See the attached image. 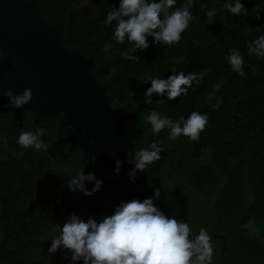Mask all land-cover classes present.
<instances>
[{
  "label": "trees",
  "instance_id": "obj_1",
  "mask_svg": "<svg viewBox=\"0 0 264 264\" xmlns=\"http://www.w3.org/2000/svg\"><path fill=\"white\" fill-rule=\"evenodd\" d=\"M223 2L193 0L192 19L178 42L156 44L149 35L148 46L141 49L132 48L126 38L123 43L113 39L115 19L103 22L119 0H91L82 9L74 7L81 0H38L43 19L62 26L65 45L94 57L93 71L106 86L110 104L126 113L137 110L133 95L144 92L140 84L151 78H167L173 69L198 75L187 94L167 100L153 92L151 108L141 111L142 134L135 149L155 144L171 153L164 174L167 183L152 180L147 187L174 207L172 217L188 225L187 239L201 228L218 229L221 220L231 225L235 237L227 244L226 258H221V242L212 250L210 264H264V57L247 50L249 42L264 35V0H242L247 12L240 15L222 9ZM183 3L176 0L169 12ZM211 9L215 14L208 23L205 13ZM105 44L111 46L108 51H103ZM231 49L243 58V76L226 59ZM126 50L136 58L123 56ZM217 98L220 103L213 109ZM150 111L173 121L187 119L192 111L206 113L207 123L198 139L185 135L172 139L167 127L153 134L145 119ZM16 123L13 112L0 103V264H83L82 259L72 260V250L62 245L48 252L61 224L71 213L78 217L82 213H76L78 202L71 201L77 191L69 187L74 164L49 124L40 128L27 116L20 131ZM37 128L41 129L37 139L45 148H24L16 142L18 134L36 135ZM205 151L209 161L199 164ZM250 222L256 237L245 233L243 225ZM225 230L227 226L221 232Z\"/></svg>",
  "mask_w": 264,
  "mask_h": 264
},
{
  "label": "clouds",
  "instance_id": "obj_2",
  "mask_svg": "<svg viewBox=\"0 0 264 264\" xmlns=\"http://www.w3.org/2000/svg\"><path fill=\"white\" fill-rule=\"evenodd\" d=\"M175 4L176 0H119L118 5L106 14L103 22L109 24L115 19L113 39L117 43H123L126 38L127 41L133 42L132 48H146V36L149 35L153 37V43L173 44L180 40L181 32L188 27L192 19L189 8L193 0H184L180 7L169 12ZM221 7L230 15L247 12L242 0H224ZM205 14L210 23L215 9L208 10ZM110 47L105 44L103 51H108ZM247 50L249 54L255 53L257 57H264V35L249 42ZM122 55L128 59L136 58L129 56V50ZM226 59L233 71L240 76L244 75L241 67L243 58L236 49H231ZM193 80H199L196 73L184 74L175 69L167 78L153 77L144 92L145 100L151 103L153 92L161 94L167 100L187 94ZM4 94L9 97L13 107H20L31 99L30 89H25L22 95L16 96H13L10 89H5ZM219 103L217 98V103L212 105L213 109H216ZM145 119L151 124L153 134L167 127L172 139L185 135L195 140L207 123V114L192 111L187 119L180 117L178 121H173L170 117H162L157 112L150 111ZM40 134L39 128L36 129V135L31 131H24L19 134L16 142L24 148L32 146L40 150L46 147L37 139ZM160 151L155 144L140 148L136 153L135 167L145 169L151 162L159 159ZM118 166L119 161L117 171ZM132 175L134 173H130V177ZM91 179V173L84 175L77 172V176L69 182V187L80 188L85 194H91L83 187V182ZM100 183V180H96L93 191ZM188 235V225L182 221L178 222L175 217L165 216L152 203L150 197L133 198L119 202L110 215L103 216L99 221L91 216L85 220L70 214L69 219L61 224L58 234L51 237L48 252L51 253L58 245H62L72 250V260L82 259L83 264H210L212 248L205 229H200L194 242L187 239ZM193 253H196L195 259L190 260Z\"/></svg>",
  "mask_w": 264,
  "mask_h": 264
},
{
  "label": "water",
  "instance_id": "obj_3",
  "mask_svg": "<svg viewBox=\"0 0 264 264\" xmlns=\"http://www.w3.org/2000/svg\"><path fill=\"white\" fill-rule=\"evenodd\" d=\"M61 28L43 19L36 0H0V103L13 112L19 126L27 111L43 117L63 113L74 133L81 136L79 147L100 158L96 180L101 183L90 205L93 214L121 201L150 197L165 216H172L173 207L124 182L128 173L138 170L128 157L142 134L138 126L141 111L151 108L144 93L133 113L113 107L106 86L93 71L94 57L66 46ZM150 83L140 87L147 89ZM5 89L13 96L30 89L31 99L13 107ZM215 237L225 239L223 234L214 233L209 241ZM188 240L194 242L195 235Z\"/></svg>",
  "mask_w": 264,
  "mask_h": 264
},
{
  "label": "flooded vegetation",
  "instance_id": "obj_4",
  "mask_svg": "<svg viewBox=\"0 0 264 264\" xmlns=\"http://www.w3.org/2000/svg\"><path fill=\"white\" fill-rule=\"evenodd\" d=\"M36 1L38 2V0H36ZM90 2H91V0H81V3L76 4L74 7L76 9H82L84 6H90ZM41 8H42V6H41ZM42 12H43V9H42ZM144 83H146V82H144ZM142 84H140V86ZM141 89H144V92L146 90V88H141ZM144 92H141V93L138 92V93L134 94L133 96L135 99H138L141 97V95ZM133 112H131V113H133ZM26 114L28 117L33 119V121L35 123H36V120L37 121L39 120L38 125L40 128L41 127L47 128L49 126V127H52L54 131H56V133L58 134L56 139L61 144L60 149H63V152H66L67 154H69L70 160L74 164L73 167L71 166L69 169L73 178L77 176V172H81L84 175H87L89 173L92 174L93 179L85 180L83 182L84 189H87L91 194H85V191H83L80 188H77V191L75 192L73 198L71 199V201H77L78 202L76 213L80 214L82 212L80 214V218L87 220L89 218V216H91V217L95 218L97 221H99L100 219L103 218V216L110 215L114 210L113 205H109L106 208H103L101 211H98L94 214L91 211L90 205L94 202V200L97 197V191H96V189L93 191V189H94V186L96 183V177H97L96 165L100 161V158L95 156V155H92L91 153L85 152L84 150H82V148L79 147V143L81 141V136L80 135L78 136L77 134L74 133V129H72L70 124L67 123V119L64 117L63 113L60 112L58 115L53 116V117H43V116H39L33 112L27 111L24 114L23 122L26 120V117H27ZM16 126L18 127L19 125L16 123ZM19 128H20V131H22L25 129V125L22 124V126H19ZM18 136H19V134H18ZM139 138H140V136H139ZM139 138L135 140L136 145L130 151V154L128 157L129 162L135 163L136 153L139 151L138 149L136 150L135 148L139 144ZM83 139L86 140L85 138H83ZM19 153H20V151L16 152L17 155ZM168 153L169 152L167 150H161L159 159L151 162L148 165V167H146L143 170L137 168L138 169L137 171L130 172V173H134V175H132L131 177H130V173H128L124 177L125 185L127 187H130L131 189L141 193V194H148V195L154 196L158 199V196L156 194V190H150V189H148L147 186H148L149 182L152 180H158L163 185H165L167 183L166 182L167 180H166L164 174L166 172V168L169 164V160H170V156H171V153H170V155ZM216 197H217V195H216ZM159 201L161 203H163L161 200H159ZM164 205H166V204H164ZM168 206H170V205H168ZM171 207H173V206H171ZM225 223H226V221L221 220L218 224L219 225L218 229H216L214 231H207L205 229L208 236H211L214 233L223 234L225 236V239L222 237H215L209 241L210 246H211L212 250H214V251H216L217 247L219 246L218 244L223 242V246L221 249V258L223 260L226 258L224 253L226 254V250L227 249L229 250V246L227 248V244L229 243V241L232 243L233 239L235 237L234 236V232H235L234 229L231 227V225H228V223L225 225ZM225 226H227L229 231L225 230V232H221V230ZM243 226L245 228L251 230V225H249V223L244 224ZM247 229H246L245 233L247 234L248 237L252 238V236H254V235L251 236L247 232ZM199 231L200 230H198V232L195 233L194 235L198 234ZM254 237H256V236H254ZM223 264H228V262L225 261Z\"/></svg>",
  "mask_w": 264,
  "mask_h": 264
},
{
  "label": "rangeland",
  "instance_id": "obj_5",
  "mask_svg": "<svg viewBox=\"0 0 264 264\" xmlns=\"http://www.w3.org/2000/svg\"><path fill=\"white\" fill-rule=\"evenodd\" d=\"M209 151H205L203 153V155L200 157V159L198 160V163L199 164H206L208 161H209ZM253 222H250L249 225L252 226ZM247 232L252 236L255 234V230H250V229H247ZM259 235V234H258ZM254 237V236H252ZM244 264H260L258 261H255V262H252V261H246L244 262Z\"/></svg>",
  "mask_w": 264,
  "mask_h": 264
}]
</instances>
